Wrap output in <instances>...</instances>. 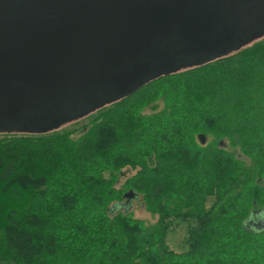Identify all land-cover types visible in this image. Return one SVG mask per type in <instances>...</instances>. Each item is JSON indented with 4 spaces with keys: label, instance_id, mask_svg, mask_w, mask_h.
<instances>
[{
    "label": "trees",
    "instance_id": "trees-1",
    "mask_svg": "<svg viewBox=\"0 0 264 264\" xmlns=\"http://www.w3.org/2000/svg\"><path fill=\"white\" fill-rule=\"evenodd\" d=\"M198 62L98 100L77 136L71 121L0 132V259L264 264V35ZM133 195L151 222L130 215Z\"/></svg>",
    "mask_w": 264,
    "mask_h": 264
},
{
    "label": "water",
    "instance_id": "water-1",
    "mask_svg": "<svg viewBox=\"0 0 264 264\" xmlns=\"http://www.w3.org/2000/svg\"><path fill=\"white\" fill-rule=\"evenodd\" d=\"M146 1L0 0V122H19L16 115L26 110L29 114L31 110L37 109L33 102V92L36 89L50 85L54 90H62L57 84L65 89L60 83L65 85L70 79H83L78 84L83 88L80 97L86 100L87 94H90V104L77 110L73 118L48 121L38 131L56 128L84 115L97 105L92 97V94H96V84H112L115 93L106 98L105 102H108L124 95L138 82L162 72V68L156 73L150 72L148 67V63L156 61L159 56L177 58L171 65L179 68L229 53L264 35V0H247L242 10L237 8L239 0H180L175 7L179 12L177 20L170 19L166 30L152 36L147 34L149 20L158 19L156 13H162L167 5L161 2L163 0ZM187 6H190L192 22L183 13ZM205 13L213 22L207 25L201 23L199 27L198 21L205 20ZM167 35H173L175 42L182 47L185 39L194 42L183 52L160 49L161 45L154 40ZM98 37L103 39L106 47L104 52L115 53V56L120 52H131L133 38L139 40L135 46V56L145 46L149 53L146 58L138 60L135 67L120 60H116V65L110 64L105 57L100 56L99 50H94L89 58L82 55L76 61L68 56L76 49H91V43ZM198 38L206 44L198 43ZM147 39L149 42L143 46L142 41ZM161 47L167 49L168 46L163 43ZM200 47L205 49L198 50ZM192 57L194 59H189ZM71 66L88 69L72 71ZM149 72L153 75H148ZM37 74L43 76L35 80ZM56 81L60 83L55 85ZM21 82L28 85L27 101L23 106L17 104L23 90ZM53 96L54 92L39 95L37 99ZM5 102L7 104L3 106ZM72 104L75 105L74 102ZM5 106L7 111L3 114L1 109ZM45 112L49 114L48 111ZM21 127L19 130L0 132L26 130ZM130 192L131 190H127L124 194L129 196Z\"/></svg>",
    "mask_w": 264,
    "mask_h": 264
},
{
    "label": "rangeland",
    "instance_id": "rangeland-1",
    "mask_svg": "<svg viewBox=\"0 0 264 264\" xmlns=\"http://www.w3.org/2000/svg\"><path fill=\"white\" fill-rule=\"evenodd\" d=\"M143 2H147V1L143 0ZM161 2L166 4L167 7L162 13H156L158 15V19L149 20V31L147 32V34L150 36H152L154 34L156 35L158 32H162V31L166 30V27H168L169 20L170 19L177 20V17L179 16V12L175 9V7L179 5L180 0H163ZM244 4H247V0L237 1L238 10H242L244 8ZM189 7L190 6H187L183 13H184L185 18H189V21L192 22L193 17L190 16L191 14L189 13V11H190ZM204 19L205 20H202L201 22L198 21L199 27H200L201 23L203 25H207L209 22H213L212 20H209L207 13H205ZM206 19H208V20H206ZM260 34H262V33L260 32ZM165 38H167L168 40L167 41L160 40V39H165ZM132 40H133V50H131V52H126L125 54L120 52V53H117L115 56V53L104 52V50H106L105 44H103L102 37H98V38L94 39L93 42L91 43V47H92L91 49L88 48L85 51H83L84 49L82 51L76 49V50H74V52L72 51L73 53H70L68 56L73 57L71 59L76 61L77 59H80V56H82V55L89 58L92 56V52L94 50H99L100 56L102 58L105 57L108 63L111 62L110 64L116 65L117 64L116 60H120V61H124L125 63L127 62L129 65H133L135 67L136 62L138 60H142V59L146 58V56L148 55L149 52L147 51L145 44L148 43L149 41H148V39H147V41H145V40L142 41L143 46H145V47L143 48L142 52L138 56H135V54H134V52L136 50L135 46L139 43V40H137L135 38H133ZM253 40H251V41H253ZM154 41L159 43L161 46H163V43H164V46H168L167 49H164L160 46L159 47L160 49L177 50L180 52L188 50V47L190 46V44H192L194 42L192 40L185 39V41L183 43V47H182L175 42L173 35L160 36V37L155 38ZM185 42H188V44L185 45ZM197 42L206 44V42H203L200 38L197 39ZM204 49H205V47H200L198 50H204ZM189 51H191V50H189ZM216 52H218V51H216ZM117 56H121V57H117ZM185 59H187V58H185ZM176 60H177V58H173L171 56H168L165 58L163 56H159L156 61L149 62L148 67H149L150 72L156 73L162 67L166 68L167 65H171V64L175 63ZM118 65H121V64L118 63ZM117 67L118 66H115V68H117ZM70 69L72 71L73 70L79 71V70H87L88 68L87 67H85V68L76 67L75 68V67L71 66ZM150 72L148 75H153ZM147 73H144V75ZM42 76H43L42 74H37V76L35 77V80L38 78H41ZM82 81H83V79H70V80L65 82V85H67L68 87L65 86L64 84L56 81V83H54L55 85L57 83H60L61 85H63L65 87V89H64L62 86H59L57 84V87L61 88L62 90H60V89L58 90L57 88L54 90L51 88L50 85L47 86L46 88H43V89H39V88L36 89L33 92V102L37 105V108H38V111H35V113L33 114V116L35 118L33 116H30L28 114L27 110L23 111L21 114L16 115L19 122H16V123L0 122V131L19 130L18 128L23 126L21 128L26 129L24 131L37 132L39 129H41V127L45 126L44 124L48 121H51V120L52 121H58L61 118H64L63 120H68V119L73 118V115L76 113L77 110L86 108L87 105L90 104V101H91V95L90 94H87L86 100L80 97L81 93L83 91V88L81 86H78V84ZM20 86L23 90L21 89L22 94L20 95L17 104L23 106L27 101L26 100V97H27L26 90L28 88V85L21 82ZM35 88H37V86ZM95 88L98 92V96L96 97V100H95V101H97L96 103H98V100H104L103 102H105L107 100L106 99L107 97L114 96L115 89H112L111 83L105 84L103 86H98L96 84ZM53 92H54L53 97H47V98L42 97V98L37 99V96H39V95L51 94ZM94 95H96V94H94ZM72 102H74L75 105H73ZM6 104L7 103L5 102L3 104V106ZM47 107H49L48 112L50 114L45 112ZM6 111H7L6 106L3 108V110L1 109V112L3 114H5ZM70 121L71 120L66 121L62 124V125H65L68 122L69 123L73 122L72 126H71L73 129L70 131L69 136H72V135L77 136L78 131H80V129H83L89 125L86 117H83L82 119H80V121H71V122ZM71 127H69V128H71ZM242 157H243V155H242ZM135 168H137V166L132 167L130 164H125L121 168L119 167L118 169H121V171L118 172L115 176V181H114L115 186H117L119 183H121L122 180L125 177H127L129 174L133 173L135 171ZM119 173H122V174L119 175ZM77 179L82 180V177H77ZM127 210H129L130 215L132 217L141 218L146 223L151 222V220H152L151 215L148 213L147 210L144 209L143 203L139 197H136L134 195L128 197V199H127ZM183 230H184V225L182 223H180V225L176 226V228H174L172 231H169L166 234L167 243L171 246H177L183 237ZM0 264H13V262L10 259H0Z\"/></svg>",
    "mask_w": 264,
    "mask_h": 264
}]
</instances>
